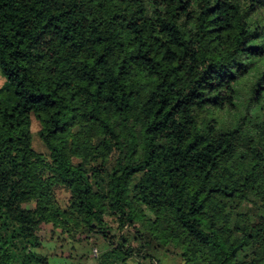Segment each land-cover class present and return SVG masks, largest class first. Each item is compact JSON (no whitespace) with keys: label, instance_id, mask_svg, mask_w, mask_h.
Returning <instances> with one entry per match:
<instances>
[{"label":"trees","instance_id":"obj_1","mask_svg":"<svg viewBox=\"0 0 264 264\" xmlns=\"http://www.w3.org/2000/svg\"><path fill=\"white\" fill-rule=\"evenodd\" d=\"M0 74V264H264V0H0Z\"/></svg>","mask_w":264,"mask_h":264},{"label":"rangeland","instance_id":"obj_2","mask_svg":"<svg viewBox=\"0 0 264 264\" xmlns=\"http://www.w3.org/2000/svg\"><path fill=\"white\" fill-rule=\"evenodd\" d=\"M5 83V79L2 77L0 74V90L3 87V84ZM2 91V90H1ZM14 97L11 95H8L7 93H2L0 94V104L9 102L13 99ZM134 103L137 102V100L133 101ZM32 130L35 135V142L37 147H40V144L37 140L35 132L38 130V124L35 120H33L32 124ZM49 233H43L41 232V237L44 242H46V248L45 250L53 252L56 250L55 253H58L59 256H56L58 262L60 264H96V257L98 256L99 252L101 251V247L103 245L101 244H95L92 246V248H89L87 245H77L75 252L72 251L71 244L69 243H57L56 240L48 239ZM47 240V241H46ZM99 242V241H98ZM44 249V247H43ZM72 251L73 254H78L80 256H77L75 259H71L69 256H64L61 257L62 253L68 254V252ZM158 258L160 260L161 264H181L183 263L180 258L177 255H172L168 253L161 252L158 254ZM181 262V263H180ZM54 263V261H52ZM119 264H149L148 259H134L130 258L126 262L122 263L120 262Z\"/></svg>","mask_w":264,"mask_h":264}]
</instances>
